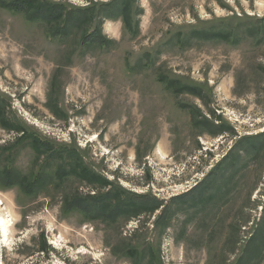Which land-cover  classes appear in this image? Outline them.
Listing matches in <instances>:
<instances>
[{
    "label": "rangeland",
    "instance_id": "rangeland-1",
    "mask_svg": "<svg viewBox=\"0 0 264 264\" xmlns=\"http://www.w3.org/2000/svg\"><path fill=\"white\" fill-rule=\"evenodd\" d=\"M134 3L136 34L124 31L120 19H105L102 33L114 42L105 50L82 49L80 31L52 37L53 25L0 4V96L8 122L51 145L75 147L99 175L160 203L153 212L106 225L78 211L62 213L64 199L105 189L79 177L50 183L36 196L0 188V215L8 220L7 233L0 230V264H132L123 250L146 244L162 264H264V147L249 154L236 144L264 133V0ZM207 29L235 34L231 41L190 37ZM178 84L190 90H176ZM18 134L0 126V148ZM22 146L13 167L33 174L43 155L36 161ZM227 153L231 162L215 174L220 181L235 176L215 207L210 201L199 206L195 193L173 199ZM161 204L171 215L163 233L155 225ZM254 239L260 244L252 253ZM151 260L147 252L141 262Z\"/></svg>",
    "mask_w": 264,
    "mask_h": 264
},
{
    "label": "trees",
    "instance_id": "trees-1",
    "mask_svg": "<svg viewBox=\"0 0 264 264\" xmlns=\"http://www.w3.org/2000/svg\"><path fill=\"white\" fill-rule=\"evenodd\" d=\"M88 2V5L81 8L51 0H9L6 2L2 0L0 4L13 13L24 14L29 21H41L45 24L53 25L49 30V34L52 37H64L74 30L80 31L78 44L84 50H105L109 49L114 43L113 40L102 33L101 26L105 19H120L124 31L130 32L131 35L136 34L138 25L135 19L137 12L134 0H109L106 2L89 0ZM253 29L259 30L260 28L257 25L250 31L252 32ZM234 34L235 30L207 29L194 30L190 33V37L196 39H227L228 37L231 41L232 38L230 39V37L231 35L234 36ZM180 39L183 41L182 43L189 40V38L185 40L183 37ZM171 82L168 83V87H172L174 84ZM175 89L181 91L190 90V88H186L181 84H178ZM5 113L2 97L0 96V126L20 133L14 143L3 145L0 148V188L16 187L26 196H36L42 187L50 183L64 181L68 176L79 177L89 184L94 183L98 189H105L90 195L75 196L72 200L64 199L61 205L62 213L78 211L86 220L100 221L106 225L114 224L120 219L127 221L130 218H135L140 212H153L160 206V203L154 197L134 193L129 194L123 188L99 175L83 161V156L75 147L67 144L56 145L54 142L51 145L52 141H48V139L42 138L34 132L27 131L25 127L19 125L18 121L12 119L9 123ZM208 128L212 134L218 132L217 127L212 124ZM236 144H239L240 150L245 153L250 154L252 151L259 153L264 147V133L255 136H245L240 138ZM21 146H29L36 155V161H38L39 155H43V158L37 164V170L33 174H22L13 167L15 154ZM229 155L230 153H227L213 167L214 170L208 173L205 179L197 183L194 188L173 199L185 201L187 195L195 193V201L200 202L199 206L205 207L206 201H210L211 205L209 207H215L222 196L220 194L221 188L232 181L235 176L234 172L229 173L223 176L220 181V174H215L217 166L221 163L231 162ZM51 165L52 170H49ZM203 186H205L204 191L202 190ZM209 190L211 191L209 192L210 194L205 197V191ZM197 193L199 194L196 195ZM161 205H163V208L156 218L155 225L160 226V233H163L164 228L168 227V220L171 215L170 207L164 204ZM262 228L260 226L256 230V239L258 240V235L262 232ZM256 239L248 244V248H250L252 253L258 250L260 244V241L257 242L258 240L256 241ZM123 251L127 257L133 259L132 264H142L141 261L147 252L152 258L148 264H162L158 257L153 256L154 249L149 244H146V247L142 249L139 247H126Z\"/></svg>",
    "mask_w": 264,
    "mask_h": 264
},
{
    "label": "bare ground",
    "instance_id": "bare-ground-1",
    "mask_svg": "<svg viewBox=\"0 0 264 264\" xmlns=\"http://www.w3.org/2000/svg\"><path fill=\"white\" fill-rule=\"evenodd\" d=\"M8 226V220L5 219V217H3L2 215H0V230L1 233H3V235H5V233H7L6 231V227Z\"/></svg>",
    "mask_w": 264,
    "mask_h": 264
}]
</instances>
